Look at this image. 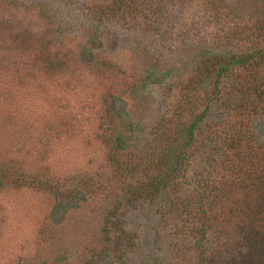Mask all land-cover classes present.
Instances as JSON below:
<instances>
[{"label":"rangeland","instance_id":"rangeland-1","mask_svg":"<svg viewBox=\"0 0 264 264\" xmlns=\"http://www.w3.org/2000/svg\"><path fill=\"white\" fill-rule=\"evenodd\" d=\"M6 1L0 0V264H200L198 253L216 244L224 264L236 250L233 240L223 242L214 229L202 238L200 200L185 178L175 179L176 189L162 186L154 194L148 186L154 161L177 136L175 123L164 126L155 154L138 156L139 139L149 141L173 97L189 103L184 116L203 109L215 75L199 78L194 64L207 49L211 56L259 46L264 0H134L135 13L123 18L108 13L114 8L103 0L90 8L95 0ZM103 58L120 71L96 63ZM191 77H198L191 88L199 97L187 88ZM229 95L212 100L199 130V146L203 140L218 162L209 170L232 168L234 146L225 148L217 130ZM114 107L125 113L114 116ZM255 108L249 124L233 118L229 138L242 137L248 126L240 142H250L241 148L259 155L264 95ZM128 115L140 128L123 150L129 153L118 155L113 140L117 130L125 132ZM209 131L217 132L212 142ZM130 157L150 172L139 164L138 174L121 177L118 169ZM194 160L186 170L193 177L203 168L198 156ZM245 180L236 183L239 203L251 191ZM59 200L68 205L54 208ZM186 200L192 221L180 214Z\"/></svg>","mask_w":264,"mask_h":264},{"label":"trees","instance_id":"trees-1","mask_svg":"<svg viewBox=\"0 0 264 264\" xmlns=\"http://www.w3.org/2000/svg\"><path fill=\"white\" fill-rule=\"evenodd\" d=\"M1 1L9 3V1L6 0ZM96 2L97 0H95L94 4L90 2L88 8L97 5L98 3ZM102 4L107 8L113 7L114 9L108 11V13L121 18L127 17L128 15L132 16L136 9L134 0H103ZM38 8L39 11L42 12L43 7L39 5ZM117 8L118 10H116ZM95 11L99 14L103 12L98 10ZM46 13L49 14L50 12L46 10ZM260 29L263 31L261 32ZM256 30L258 31V43L260 42V37L262 42L259 46L257 44L255 49L250 52H232L225 55L222 53H216L211 56L207 55L208 49L204 54L202 52V60L199 64H194V72L199 74V78H204L207 74L212 72H214L215 75L214 78L211 77V92L208 91L209 95L206 98L207 103H205L203 109L197 113L191 112L194 114L192 116H184V110H186L185 106L187 104L189 105V103L183 104L181 95L176 98L173 97L171 106L169 107L170 109L160 115L155 123V129L152 132L149 141L147 139L144 140V138L139 139L144 141V143L139 148L141 154H138V156L142 155V157H147L148 154H155L158 150L157 140L162 135L164 126L167 122L175 123V133L177 136L172 138L173 141L171 145L167 149L164 148L165 151L154 161L155 170L151 174L152 178L149 179L148 186L151 187L150 189L153 191L152 194H154L155 191L157 189L159 190L162 186L170 185V187L176 189L177 186H171L175 179H177L178 176L185 178L189 188L196 192V195H198V199L200 200L198 207L202 213V222L199 232L204 235L202 238L205 237V233L208 229H214L217 233V237H220V240L222 239L223 242L227 243L233 240L232 242L234 243V248L236 250H229L228 258H226L224 264H264V149L261 150L259 155H256L253 154V151H251L252 153H248L246 148H244L245 151L241 148L242 146L245 147L246 144L250 142V140L246 143L240 142L241 139L247 137L246 132L247 134L250 132L248 126H246L244 132L245 136H233L234 138H229L230 133L234 131L235 120H233V118L236 117L237 119V117H239L240 124L242 121L249 124L250 119L252 118V113L256 111L255 107L259 104L260 99L264 95V37H262L264 35V28L261 26ZM18 41L22 42V38H18ZM100 43L103 45V39ZM80 48L84 49L85 45L82 44ZM109 62L111 61L104 58L96 61V63L101 64L108 63L105 66L106 68L113 73L116 71L118 72L119 67L116 65L117 68H114L113 64ZM55 63L50 62V67L57 66ZM151 69L152 71H155L153 68ZM100 72L103 71L101 70ZM233 72H236L234 80H228L230 74ZM162 78V76L159 79H155L154 77L152 80L153 82H159ZM196 78L191 77L187 83L188 86H186L188 90L191 89V91L194 92L192 94L195 97H199L196 93L197 91L194 88H191V82L195 81ZM175 80H178V78L176 77ZM260 87H262V90L256 92ZM250 89H254L256 95L255 93L250 94ZM225 92L230 93V95L228 100H226V103H223L222 111L225 113L220 114L218 122L222 126L217 128V130L219 131L218 137H223V134L225 136L222 141L224 144H227L225 148L228 149L234 146L232 151L233 160H230L229 162L232 165V168L230 165H218L216 166L218 168L217 170H215L216 167L209 170L206 168L207 165L209 166V163L212 164L216 162L215 165H217L218 162L216 160L214 161L212 153L205 150L204 147L206 146L204 145L203 140H201V145L199 146L200 141L198 140V134H201L199 130L201 125L203 123L205 124V117L211 112H208L211 107L210 103L216 96ZM113 110H115L114 116H119L122 112L125 113L124 109L118 110L114 107ZM183 119L185 121H182ZM259 121H261V119ZM122 124L125 125L126 133L117 130L113 140L115 154L118 155L122 154L123 150H125L129 143L132 142L134 134H137V130L140 128L137 127L138 124L129 115L124 119ZM243 125H245L244 122ZM167 131H172V128L167 127ZM216 133L217 132L209 131L208 138L211 142ZM166 136L168 137L169 133H167ZM129 140L130 142L128 143L127 141ZM216 143L218 145L220 144L219 141H216ZM196 148L201 149L199 150V154L195 152ZM223 153H225V149L224 152L222 150V154ZM118 155L116 157H118ZM196 155L201 161V166H203V168L197 170L198 174H195V177L190 174L193 177L192 179L189 174L186 175V170L191 168L195 161V157H197ZM112 156H114V154ZM133 156L134 154L131 157ZM131 157L128 163L125 165L123 164L122 167L118 169L121 177L125 178L130 175L133 176L138 174V166L140 163L136 162V160H131ZM258 159L259 163H257ZM132 161L133 164L131 163ZM129 163L130 165H128ZM140 165H144V173L150 172L144 163H141ZM247 165L251 168L247 167ZM245 178L250 180L252 187L251 191L248 193L247 199H245V201H240L239 203L238 199H233L235 198V195H238L236 183L237 181H246ZM225 184L227 185V187H225V193L222 194L223 196L219 195L220 188L224 187ZM38 185L40 186V184ZM252 191L254 194H252ZM242 198H244V195ZM67 200H59V202L55 203L54 208L67 206ZM188 202L189 201L186 200V206L183 209V212L181 210L180 214L185 212L184 214L191 219L192 216L188 210ZM62 214H65V210ZM196 215L197 214L193 215V218H195ZM188 220L186 221L188 222ZM202 238H195L194 240L199 241ZM218 247L220 246L216 244V248L208 253H198L202 264L205 262L206 264H221V261L224 258L215 256L216 254L219 256L218 251L220 249H218Z\"/></svg>","mask_w":264,"mask_h":264}]
</instances>
